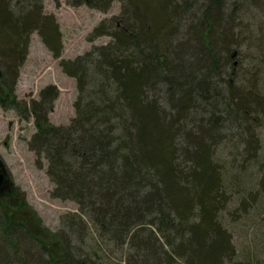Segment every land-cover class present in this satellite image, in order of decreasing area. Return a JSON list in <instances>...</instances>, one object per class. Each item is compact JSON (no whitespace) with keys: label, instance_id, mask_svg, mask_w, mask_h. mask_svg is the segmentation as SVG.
Here are the masks:
<instances>
[{"label":"trees","instance_id":"obj_1","mask_svg":"<svg viewBox=\"0 0 264 264\" xmlns=\"http://www.w3.org/2000/svg\"><path fill=\"white\" fill-rule=\"evenodd\" d=\"M42 1L18 0L12 9V0H0V64L10 86L0 84L1 107L16 103L11 93L32 32L55 58L62 52L59 25L42 13ZM114 1L68 0L102 12ZM119 1L121 14L92 33L110 42L61 61L77 83L75 117L67 126L50 124L47 113L59 90L45 88L29 105L37 128L29 147L46 160L51 195L78 206L63 222L82 232L90 222L100 238L121 246L129 264L232 261L236 249L220 214L236 181L217 160L216 147L225 120L255 140L251 127L264 115V96L225 79L227 68L233 74L237 68L236 16L227 0ZM259 166L264 188V161ZM25 205L20 192L0 195V264H101L62 235L65 254L53 258L11 215Z\"/></svg>","mask_w":264,"mask_h":264},{"label":"rangeland","instance_id":"obj_2","mask_svg":"<svg viewBox=\"0 0 264 264\" xmlns=\"http://www.w3.org/2000/svg\"><path fill=\"white\" fill-rule=\"evenodd\" d=\"M17 1L12 0V9ZM227 3L231 5L230 12L236 16L238 41L232 46L237 68L234 74L232 68H227L225 79L232 78L237 88L246 91L255 88L264 96V0H227ZM41 8L43 14L55 17L63 47L60 56L55 58L38 32H32L11 93L16 103L13 107L8 105L9 102H4L7 107L0 105V157L10 174L14 190L23 194L26 201L24 208H15L10 214L23 221L30 232L47 244L53 258L61 259L65 254L62 235L77 249L82 247L93 255V261L129 264L133 261H129V255L124 254L115 241L100 238L87 216L82 218L89 222V230L84 232L73 231L69 219L63 222V217L71 218V214L79 212L78 206L73 201L51 195L54 184L47 175L46 160L40 159L29 147L31 137L37 132L29 111L31 101L38 100L45 88L56 86L59 95L47 113L48 120L55 126L70 124L76 114L75 102L79 93L75 78L63 71L61 61L74 60L94 46L109 43V36H92V33L102 22L112 21L121 14L122 2L115 0L107 12L85 4L75 6L68 0H43ZM1 64V85L9 90L10 86L4 80V65ZM160 96L167 100L165 94ZM257 118L259 121L251 127L255 140H251L239 124L225 120L222 138L216 147L217 160L228 169V178L236 181L233 187L235 194L231 192L227 208L220 214L236 256L222 264H264V188L259 184L262 169L259 164L264 161V115ZM252 193H257V196L251 197ZM242 201L248 203L246 210L241 206ZM128 248L129 245L123 249ZM177 263L182 261L178 259Z\"/></svg>","mask_w":264,"mask_h":264},{"label":"water","instance_id":"obj_3","mask_svg":"<svg viewBox=\"0 0 264 264\" xmlns=\"http://www.w3.org/2000/svg\"><path fill=\"white\" fill-rule=\"evenodd\" d=\"M1 76V70H0ZM13 188V183L10 180L9 173L4 162L0 158V195L4 194L6 191L11 192Z\"/></svg>","mask_w":264,"mask_h":264},{"label":"flooded vegetation","instance_id":"obj_4","mask_svg":"<svg viewBox=\"0 0 264 264\" xmlns=\"http://www.w3.org/2000/svg\"><path fill=\"white\" fill-rule=\"evenodd\" d=\"M0 84H1V81H0Z\"/></svg>","mask_w":264,"mask_h":264}]
</instances>
